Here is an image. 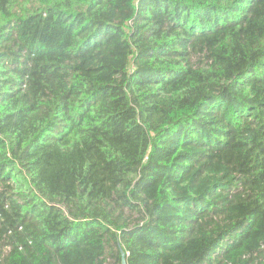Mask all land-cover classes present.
<instances>
[{
	"label": "trees",
	"instance_id": "trees-1",
	"mask_svg": "<svg viewBox=\"0 0 264 264\" xmlns=\"http://www.w3.org/2000/svg\"><path fill=\"white\" fill-rule=\"evenodd\" d=\"M264 264V0H0V264Z\"/></svg>",
	"mask_w": 264,
	"mask_h": 264
},
{
	"label": "water",
	"instance_id": "water-1",
	"mask_svg": "<svg viewBox=\"0 0 264 264\" xmlns=\"http://www.w3.org/2000/svg\"><path fill=\"white\" fill-rule=\"evenodd\" d=\"M121 264H128L125 251L121 250Z\"/></svg>",
	"mask_w": 264,
	"mask_h": 264
}]
</instances>
